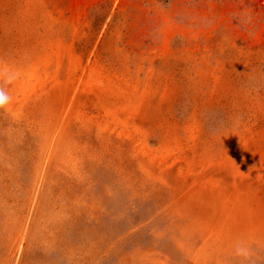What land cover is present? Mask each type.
<instances>
[{
  "label": "rangeland",
  "instance_id": "1",
  "mask_svg": "<svg viewBox=\"0 0 264 264\" xmlns=\"http://www.w3.org/2000/svg\"><path fill=\"white\" fill-rule=\"evenodd\" d=\"M0 86V264H264V0H0Z\"/></svg>",
  "mask_w": 264,
  "mask_h": 264
},
{
  "label": "clouds",
  "instance_id": "2",
  "mask_svg": "<svg viewBox=\"0 0 264 264\" xmlns=\"http://www.w3.org/2000/svg\"><path fill=\"white\" fill-rule=\"evenodd\" d=\"M3 75L6 80L11 82L15 79V73L10 68H5L3 70ZM12 97L9 95V92L5 87L0 86V109L5 108L10 102ZM234 255L241 258L242 260H248L251 257L250 248L242 241H238L234 245Z\"/></svg>",
  "mask_w": 264,
  "mask_h": 264
}]
</instances>
